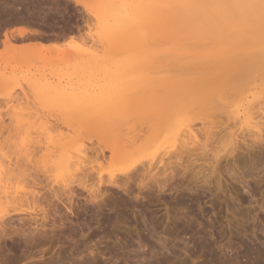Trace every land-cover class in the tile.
Instances as JSON below:
<instances>
[{"label": "rangeland", "instance_id": "rangeland-1", "mask_svg": "<svg viewBox=\"0 0 264 264\" xmlns=\"http://www.w3.org/2000/svg\"><path fill=\"white\" fill-rule=\"evenodd\" d=\"M2 1L0 202L9 201L10 197L23 195L30 190L49 194L47 189H58L62 186L56 182L60 175L54 166L58 155L74 152L80 145L90 146V143L96 142L93 136L95 130L114 127L133 119L135 113L140 111L135 108L138 99L143 102L146 96L153 93L163 95L166 91L160 86V80L166 74L160 71L163 70L160 66L164 64V56L160 53L163 45L158 42L160 37L154 27L151 32L147 31L149 35L146 33L136 39L130 34L128 37V33L114 35L113 31L102 32L103 22L111 24V20L107 21L110 19H106L107 9L104 8V11L96 0H21L23 3L8 0L12 4L7 0ZM253 1L254 4L257 0ZM258 3L261 4L252 6L255 9L250 8L252 3H247V16L242 15L232 21L233 33L236 32V36H229L232 40L229 37L224 40L225 33L220 30L212 39L206 34L185 31L188 35H185L184 41H180V46L184 48L181 43L186 41V46L192 43H195V47L199 46L197 43L206 45L197 47L199 51L217 47L212 64H220L219 61H224L225 57L243 58L244 65L254 64L245 80L247 84L257 85L259 101L263 99L261 103L264 104V0H258ZM2 6L7 9L5 7L4 10ZM258 9L261 14H255ZM7 20L10 22L5 23ZM18 29L27 31V37L10 33ZM4 32L8 34V39L12 37L7 46L3 43ZM216 39L218 41L215 42ZM209 42L214 46L207 47L211 44ZM147 43H154L153 47ZM192 45L187 48L190 49ZM149 46L159 57L153 58L151 63L144 56ZM137 57L140 60L134 62L141 64L138 68L141 74L133 78L131 84L120 83L127 77L121 71L122 66ZM179 62L187 65L184 59ZM144 64L146 67H142ZM195 64L185 68L180 65L183 68L182 79L191 83L194 79V84L200 77L201 80H209L214 76L208 70H205L206 73L199 70L207 69L203 67L204 64L200 67ZM192 66L199 70V74H191ZM184 71L190 74L188 72L186 75ZM148 72L158 83L157 91L146 92L142 86L144 74ZM260 83L262 92L258 86ZM43 89L48 91L47 94ZM18 112L21 115H15ZM197 124L200 126L196 123V128ZM243 129L235 132L233 151L228 146L227 152H221L214 160L211 152H205L207 157L198 152L202 156L197 158L193 153L195 160L184 157L176 165L170 166L171 172L157 177L160 185L147 178L143 183L148 186H143L138 184L137 179L125 186L122 184V189L112 187L107 191L110 185L102 184L100 196L97 190L94 192L96 177L95 180L91 179L95 176L98 163L96 166L87 164L94 170L86 187L93 188L81 187L82 183L78 185L74 179V185L71 183L67 190L62 191L65 194L61 200L51 202L47 218L43 219L46 221L43 222L42 233L41 227L36 230L35 225L31 224V230L37 234L33 245L26 246L24 239V242H20L19 251L16 252L18 264H30L31 259L35 264H257L259 255L264 254V143L252 142V138L250 141L245 135L247 131ZM242 133L247 139L246 143L245 138L241 139ZM237 142L240 143L238 146ZM88 154L94 157L92 153ZM13 162H17L18 166L11 165ZM101 164L106 166L105 162ZM9 168L12 170L9 171ZM159 169L162 170V166ZM31 175L37 177L39 185L34 186ZM26 206L22 207L31 208L30 205ZM29 213L33 216H17L10 224L19 228V224L23 223L18 221L21 217H25L23 220L26 221L28 217L31 223L34 217L40 220L41 213ZM2 214L4 212H0V216ZM259 264L264 263L261 261Z\"/></svg>", "mask_w": 264, "mask_h": 264}, {"label": "bare ground", "instance_id": "bare-ground-1", "mask_svg": "<svg viewBox=\"0 0 264 264\" xmlns=\"http://www.w3.org/2000/svg\"><path fill=\"white\" fill-rule=\"evenodd\" d=\"M245 1L246 0H96L95 1L99 5L101 4L100 7L103 6L102 9L104 8L107 9V13L109 14L107 15V13L105 12L106 19L110 17V19H108L107 21L111 20L110 22L111 24H109L108 22H103V24L101 25L102 32L106 33L108 31H113L114 35L115 34L123 35L124 33L126 34L128 33L127 35L130 34L135 38L137 36H141V35L143 36V34H146L147 31H150L152 27H154L155 30H157V34H159L160 37L159 39L160 41L158 40V42H161L163 45L162 46L160 44V47L162 46L160 53L161 55L164 56V64L163 66L162 65L160 66L162 67L163 70L160 71H165L166 73L165 76L161 78L162 80H160L161 81L160 86L161 88H164L166 91L163 92V95L153 93L152 95L146 96L144 97L143 102L141 99H138L136 101L135 108L140 109V111L135 113V117L133 119L126 120L122 124L120 122L118 125L116 124V126L113 125L114 127H102L95 130V132H93V136L96 138V142L90 143V146L80 145L74 152L68 153L67 151L63 155L62 154L58 155L54 163L56 170L60 174L56 182L62 184V186L58 187V189L56 188H55L56 190L53 188L47 189L49 191V194L41 193L38 190H32V191L30 190L29 192L27 191L23 195L20 196L16 195L10 197L9 201L3 200L2 202L1 200L0 205L2 206L3 204V206L2 207L0 206V212H4V214L0 216V264H18V257H17L18 255L16 254V252L19 251L18 248L20 247L19 246L20 242L24 239L25 243H27L26 246L28 244H32L33 242H35L34 241L35 235L37 234L34 233L35 230H31L33 227L31 224L35 225L34 228L36 230L41 227L40 234L42 233L43 226H45L43 222L46 221V219L45 221L43 219L47 218V212L49 211L50 206L52 205L51 202L53 200L60 201L61 196L65 194L62 193L64 189L69 188L71 183L75 181L78 183V185L82 183L80 184L81 187L82 186L86 187L87 185L86 183L88 182V179L93 176L92 171L94 170L92 166L87 167L86 166L87 164L92 165L93 163L96 166V163H98L97 164L98 167L95 169L96 172L95 176H93L94 178L91 179L95 180L96 177L95 181L97 184L94 185V187L96 186V189L93 190L94 192L97 190L98 194L101 196L102 194L100 193L102 192L103 189L102 184L110 185L107 191L112 190V187H115L116 189L117 188L122 189V186L128 184L129 181L137 180V179L139 180V182L137 181L138 184H141L143 186H148L146 184L144 185L145 183L144 181L145 180L147 181V178H149V181H153L154 184L160 185V182H158L157 177L160 178L161 175H165L167 172H171L172 168L170 166L176 165V163L182 161L184 157L189 158L190 160V158L193 156V153H195L194 156L196 155L195 158H197L198 156L199 157L202 156L201 155L202 153L205 154V157H207L205 152L208 153L211 152L212 154L211 156L214 157L213 158L214 160L218 157V154L225 151L228 146L233 151L235 148V132L238 129L244 128L247 131L245 135L248 137L246 138L250 139V141L252 138V142L255 140L258 143H262V144L264 143V104L261 103L263 99L261 102L259 101V99L261 98L258 96L259 93L256 91L258 89L256 87L257 85H254V83L247 84L245 80L248 74L247 72L251 70L250 67H253L255 65L254 64L244 65L243 63H245L244 62L245 59L239 57L238 58L234 57V59H230V57L228 58L225 57L224 58L225 62L219 61V63L221 62L220 64H216V63L212 64L211 59L215 60V58H213V55L215 52L214 50L217 48V47H213L214 45L212 42H209L212 45L210 44L211 46L209 45L207 47L210 48L213 47V48L203 51H199V48H201L199 47L201 43H197L199 44V46L196 44L197 46L195 47L194 45L195 43L193 44L191 42L193 45L192 44L188 45V46L192 45L190 49H188L189 47L186 46L185 44L186 41L181 43L182 45L184 44L183 46H185L186 48L180 46V41H184V37L187 34L184 33L185 31L188 32L194 31V33L196 34H206L208 35V37L211 38L213 37L214 34H217V31L220 30V32L225 33L223 37L224 40H226L232 34L235 35L236 32L233 33V31L235 30H233L234 28L232 27L233 26L232 21L242 15L247 16L245 13L249 11V8L247 7V3L248 4L249 2L250 4L252 3L250 7L251 9L252 8L255 9L254 7H252L254 6V4L257 5L261 4L258 3V0L255 1L254 4H253L254 2L253 0H252L253 2H251V0L248 2ZM8 2L9 1L7 0V3ZM10 2L9 3L12 4V1ZM16 3H19L18 0L16 1ZM10 4L9 6L12 7ZM7 5L8 4H6V6ZM5 7H3L4 10H6L8 6L6 7V9ZM106 9H104V11ZM108 9L110 12L108 11ZM13 10L15 11L16 9ZM260 12L258 9V11L255 12V14L256 13L259 14ZM252 13H254V11H252ZM252 13H250V15ZM4 14L6 15V13ZM9 16L14 17L13 15H9ZM18 16H16L17 19L19 18V21H21L20 17ZM258 18H254V19L256 20ZM9 22L10 21L7 20V22L5 23H9ZM11 23H13V21ZM14 24L16 23L14 22ZM16 31L18 33V36L22 37L24 35L25 37H27L25 35L27 31H25L24 29H18ZM150 32H148L147 35H149ZM183 33L184 36L182 37ZM7 35H8L7 33L4 34L5 42L3 41V43H5V46H7L6 43H9V40L12 38L11 37L10 39H8ZM40 35L42 36V34ZM59 35L61 34L59 33ZM130 35L128 37H130ZM247 37L245 38L248 40ZM42 38L40 39V41L42 40ZM147 38L149 39V36H147ZM230 38L231 40L233 39L232 37H229V40ZM152 39L157 41V39H155L154 37ZM243 40H241L240 38V41ZM214 41L216 42L218 41V39ZM153 44L154 43L151 44L152 47ZM150 46L149 49L147 50L148 52L146 51V53H144L145 52L144 51L143 53L145 54L144 55L145 59L146 57H148L151 63V60H153V58L155 59L156 57L157 58L159 57L154 55V50L151 49L152 47ZM202 47H206V45ZM219 47H223V46H218V48ZM155 49L157 48L155 47ZM141 56L142 55H140V57ZM138 59L139 58L137 57L133 61H130L122 66L123 69H121V71L123 75H127V77L126 80H123L120 83L131 84L133 83V78L138 77L141 74V71L138 69L140 68L139 66L141 64L138 63L135 64L134 62V61H138ZM181 59L186 60L187 65H191V64L193 65L196 63L197 65L196 64L194 65L196 67H200L201 65L204 64L205 66L203 65V67L207 69L203 68L204 70H202L201 68L199 70H201L202 73H204L203 71L208 70L210 74L212 73L214 76L211 77V79L209 80H201L200 77V79L194 81V84H193L194 79L192 80V83L182 79V75H183L182 69L188 66L187 65L184 66L183 64L181 65L179 62V60ZM198 61H203V62H201L202 63L201 64ZM143 66L146 67V64L142 65V67ZM194 66H192L193 69L191 68L192 72L191 70L189 71L191 72V74H197V73L199 74L198 72L199 70L197 69L198 70L197 71L194 68ZM147 68L149 69V67ZM194 69L196 71L193 72ZM189 71L186 72L184 71V72L185 74L186 73L188 74ZM122 73H120V75ZM144 76H145L144 78L145 82H143L142 86L145 87L146 92L152 91L153 89H156L157 91L159 86L158 83L154 82L153 76L151 77L149 72L147 74H144ZM120 77H122V75ZM258 81L256 80V82ZM258 86L260 87L262 86V84ZM260 89L261 87L259 88V90ZM45 90H49V89H45ZM42 91H44V89ZM260 91L262 92V89ZM47 92L44 91V93L46 94ZM54 95L57 94L54 93ZM19 113L21 115V112L15 113V115L19 116ZM196 123L200 124L199 127L197 124V128L195 127ZM245 135L243 134L241 139H244ZM246 138L244 139V141L247 140ZM237 143L238 146L241 143V141L240 143L239 142ZM196 152L197 153L199 152L201 154L198 153L199 155H197ZM88 153H92V156L94 157L92 158ZM106 153H108V156H106ZM31 157L33 158V156ZM102 162L106 163L105 167L103 166L104 163L103 165L101 164ZM188 162L191 163V161ZM13 163L14 164L11 165L15 167L18 166L17 162H13ZM28 164H30V162ZM159 166L160 167L162 166V170L159 169L160 168ZM12 168L11 169L9 168V171L12 170ZM29 175L26 177H29ZM37 180L38 179L36 176L32 177V183L34 184V186L39 185L37 183ZM0 183L2 182L0 181ZM147 183L150 184V182ZM86 188L92 189L93 187H89V188L86 187ZM90 194L93 193L91 192ZM8 196L9 195H7L6 197ZM95 199L97 198L95 197ZM24 205H27L26 207L30 205L31 208L28 207V209H24L22 207ZM99 207L101 208L100 205ZM31 211L32 212L37 211L41 213L40 220L34 217L32 219L34 223L33 222L31 223L28 217L26 218L27 221L23 220L25 217L23 219L21 217V219H18V221H21L23 223L19 224L21 225L20 227L18 226L19 228H15V226L13 227L10 224V221L16 218L17 216L24 214H27L29 217L33 216L32 213H29ZM28 249L29 248H27V250ZM20 256L19 258H21ZM257 261H258L257 264H259V262L261 261L264 263V254H260L259 259H257ZM30 264H35L33 259H31Z\"/></svg>", "mask_w": 264, "mask_h": 264}, {"label": "crops", "instance_id": "crops-1", "mask_svg": "<svg viewBox=\"0 0 264 264\" xmlns=\"http://www.w3.org/2000/svg\"><path fill=\"white\" fill-rule=\"evenodd\" d=\"M10 33H11L12 35H14V36H17V31H15V30H11Z\"/></svg>", "mask_w": 264, "mask_h": 264}]
</instances>
